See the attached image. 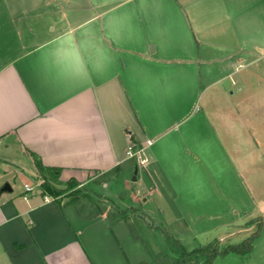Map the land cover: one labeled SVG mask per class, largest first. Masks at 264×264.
<instances>
[{
    "label": "crops",
    "instance_id": "obj_1",
    "mask_svg": "<svg viewBox=\"0 0 264 264\" xmlns=\"http://www.w3.org/2000/svg\"><path fill=\"white\" fill-rule=\"evenodd\" d=\"M239 68L264 81V0H0V264L174 259L153 247L147 232L158 226L142 215L129 216L135 237L124 217H83L40 183L2 189L18 161L34 163L31 152L87 191L102 174L128 171L137 142L148 161L136 180L150 193L143 210L127 207L192 234L207 230L202 214L218 220L214 229L233 224L236 207L248 214L238 147L227 153L210 119L224 113L248 128Z\"/></svg>",
    "mask_w": 264,
    "mask_h": 264
},
{
    "label": "rangeland",
    "instance_id": "obj_2",
    "mask_svg": "<svg viewBox=\"0 0 264 264\" xmlns=\"http://www.w3.org/2000/svg\"><path fill=\"white\" fill-rule=\"evenodd\" d=\"M243 72L246 73V76L249 74L248 76L249 78L252 77V80L243 83L242 78L246 79L242 75L244 74ZM235 76V80L237 79L240 81L241 78L240 85H244L242 89L246 91L245 98L247 102L251 104L249 112L253 111L256 113L255 111L258 110V108H262V112L259 116L255 115L253 112L249 113L247 116V121L249 123L248 128H245L246 126H240L236 118L225 115L224 113L217 118L212 117L210 119L213 125H215V129L217 128V131L219 130V138L226 149L225 151L230 153V146L236 145V147H238L236 153H240L241 155L240 162L242 170L240 166L238 168L235 164V169L237 170L234 172L245 194V196L239 194V198L243 201V205L249 209L247 212L248 214L242 217L240 212L238 214L235 212L236 209L241 210V208L236 207L230 215L237 220L226 228L223 227L221 229H214V226L218 224V220L213 222L209 220V215L212 214H202L205 215L206 219L203 228L207 230L197 229L196 234H192L188 231L180 233V229L183 227L169 224L170 222L166 220L168 216L165 214L149 213L151 220L147 218L148 216L145 212L135 208L136 213L142 215L147 223L153 221L158 226L148 229L149 231L147 232V238L155 240L156 242L153 244V247H163L169 257H174L172 260H169L168 257L162 258L158 260L156 264H177L174 260L181 257L182 250L179 247L180 244L187 252H192L195 248L203 244L207 245L213 243L216 245L219 243L221 245L224 242H240L257 229V224L260 220H263V224L259 233L254 236L252 240V249L250 252L244 254L229 252L223 256L217 255L208 262H206L208 257L205 254L192 255L184 264H264V81L258 78L261 76L256 74L254 70L246 71L244 68H239ZM225 84L226 83L223 82L222 85L215 87V90L219 89V92L216 93L220 96L221 92L223 94V86ZM219 103L221 104V108L226 109L229 108L231 102L226 100L225 97H222ZM246 129H248V131H246ZM127 158L128 161L126 164H129L130 167L128 171L124 174L120 171L102 174L95 181H91L86 185L87 191L83 187H78V189L83 190L80 194L89 193L94 199L100 198L105 200L103 203L106 204L108 211L113 210L114 207L112 206L114 205H119L118 207L121 206L122 208L124 207L128 217L132 215L130 214V208L133 207L127 206H134L143 210L140 203L143 202L142 200L145 196L149 195V187H147V190H144L145 193H143L142 196L138 186L139 183L137 180H134V177L137 176V171L141 172L143 166L140 165L136 157L128 156ZM7 178L9 182H5L1 188L6 186V184H11L13 195H18L20 192L24 191V184L34 185L35 189L32 191H35L38 190L37 185L40 183V178L35 171V164L31 160L18 161V167H16L14 173L8 175ZM68 199L69 197L67 196H60L57 198V200H62V202H66ZM204 205L205 209H208V205H210L208 198L204 202ZM170 232L173 233V235H171ZM149 253L150 252H146V254L143 255L145 260L141 262H146L147 264L150 262L149 264H153V260H146V258L150 259Z\"/></svg>",
    "mask_w": 264,
    "mask_h": 264
},
{
    "label": "trees",
    "instance_id": "obj_3",
    "mask_svg": "<svg viewBox=\"0 0 264 264\" xmlns=\"http://www.w3.org/2000/svg\"><path fill=\"white\" fill-rule=\"evenodd\" d=\"M136 146H139L137 142H134ZM33 157L35 167L40 178L39 188L43 195H49L53 197L59 203L62 200H57L58 197L67 196L69 199L64 202V205L75 206L77 212L86 218H92L97 215L105 213L110 218H116L122 216L127 221L133 235L138 237V234L127 216L125 208L118 207L114 205L113 210H107L106 204L103 203V199H94L89 193L80 194L83 190L78 189L80 181L75 178H70L68 180H61L59 178V173L61 168L58 166L46 165L43 163L41 157L35 152H31ZM101 201V202H100ZM132 215H138L135 208H130ZM263 224V220H260L257 224V229L252 232L249 236L241 240L240 242H224L221 245L218 243L214 245L209 243L207 245L203 244L200 247L195 248L192 252H187L185 248L180 244L182 250L181 257L175 259L177 264H184L185 261L192 255H207L208 259L206 262L211 261L217 255H226L229 252H235L238 254L248 253L252 249V240L256 236ZM221 246V248H220ZM166 258V257H164ZM161 260V259H160ZM138 264H147L146 262H140Z\"/></svg>",
    "mask_w": 264,
    "mask_h": 264
},
{
    "label": "built area",
    "instance_id": "obj_4",
    "mask_svg": "<svg viewBox=\"0 0 264 264\" xmlns=\"http://www.w3.org/2000/svg\"><path fill=\"white\" fill-rule=\"evenodd\" d=\"M126 155L129 157H136L139 160L140 165H144L148 161V158L144 156V148L142 146H136L134 143H132L128 147L126 151ZM33 189H34L33 185L25 184V191L27 193L31 192Z\"/></svg>",
    "mask_w": 264,
    "mask_h": 264
},
{
    "label": "water",
    "instance_id": "obj_5",
    "mask_svg": "<svg viewBox=\"0 0 264 264\" xmlns=\"http://www.w3.org/2000/svg\"><path fill=\"white\" fill-rule=\"evenodd\" d=\"M137 179V176L134 177V180ZM2 189H11V186L9 184H6Z\"/></svg>",
    "mask_w": 264,
    "mask_h": 264
}]
</instances>
